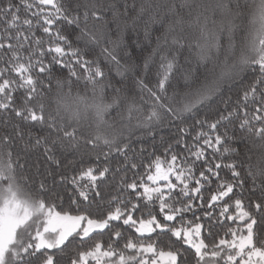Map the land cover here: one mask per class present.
Returning <instances> with one entry per match:
<instances>
[{"label": "snow or ice", "instance_id": "obj_1", "mask_svg": "<svg viewBox=\"0 0 264 264\" xmlns=\"http://www.w3.org/2000/svg\"><path fill=\"white\" fill-rule=\"evenodd\" d=\"M248 8L0 0V264H264V0ZM153 41L142 65L122 62ZM181 79L189 90L170 94ZM162 126L179 138L136 163V133L155 141ZM90 153L95 163L59 171L58 155Z\"/></svg>", "mask_w": 264, "mask_h": 264}, {"label": "trees", "instance_id": "obj_2", "mask_svg": "<svg viewBox=\"0 0 264 264\" xmlns=\"http://www.w3.org/2000/svg\"><path fill=\"white\" fill-rule=\"evenodd\" d=\"M14 2L16 3H19V0H14ZM259 3V0H248V4H249V8L246 10V11H251L252 9L255 8V6ZM24 15V12H23V9H21V16L23 17ZM159 25H154L153 26V29H156L158 28ZM39 34V33H37ZM67 34V33H65ZM154 36H159L162 34V30L161 31H154ZM113 40H115L117 38V35L114 34L112 37H111ZM142 38V37H141ZM155 47V42L153 41L150 45L149 44H144L142 45L141 48H137L136 51L133 53V56H132V59L129 61V60H125V61H122L124 63H128V64H135V65H142V58L143 57H147L150 55L151 51H152V48ZM193 67L196 68L197 65L195 63V58H193ZM202 67V66H200ZM107 71V68L105 69ZM111 76L115 77V70L113 69L112 73L110 74ZM116 80H119L120 77H115ZM202 79V78H201ZM148 82V80L146 79V83ZM155 80L154 78L152 79V83H154ZM184 81L183 79H181L179 81L178 84L175 85L174 89H170L169 92L171 94V92L173 90L175 91H178V92H181L183 93L184 91H188L189 89L185 88L184 87ZM198 85H193V87H196ZM244 87V85H237L236 86V91H239L240 89H242ZM53 92H55V89H53ZM18 94V93H17ZM111 95V91L109 90V96ZM228 95H233V93H228ZM235 98V97H233ZM207 110H203L201 111L198 115H197V119L199 118H202L205 114H206ZM186 116L188 114H185ZM115 116V112H112L110 113L109 115V119H111L112 117ZM14 119V122H17L18 123V120H16L15 118ZM185 124L187 125H194V120L192 119H186ZM163 127V131L160 132L159 135H157L156 137V140L155 141H152L150 140L147 136H142V134L140 132H137L135 137L133 138L134 140V143H133V147H135L137 149V152L139 153V149L140 147H143L146 151L145 153L141 154V158H138L135 162L140 164V163H143V164H147L149 163L151 157H150V153L152 151V148H153V145H161V140H160V137L163 136L166 140H168L169 142H171L172 140L174 139H177L179 138V133H178V130L176 127H172V128H168L167 126H162ZM180 127H183V125H180ZM9 131H11V128L9 127L8 129ZM207 130V129H205ZM4 131V129L2 127H0V134H2ZM192 135H195L194 132L190 133L189 136H185L184 139L189 143L191 144L192 143V140H191V136ZM229 135H231V132H229ZM23 142H18V145H22ZM166 146V145H163V146H159L156 148V152L157 154H161L162 151H163V147ZM71 151V149L69 150ZM83 151V150H82ZM97 151H100L99 149ZM103 151H107V149H103ZM177 151L179 153H183V147L180 146L177 148ZM32 153H35L36 155H32V159H39V160H43V155H42V149L41 150H38V149H35V148H29L27 150V154L25 153V151H20V154L22 156H25V158H28V154H32ZM131 155V154H130ZM57 158L59 159H62L63 162H64V167L59 169V171L61 172H64L65 174L67 175H71V174H74L73 173V168H76V169H79L81 167H88L90 164H93L95 163V160L93 158V154L90 153L89 155L87 156H83V159L81 161V157L80 156H72V155H67V159L65 160L63 157H60L59 155L57 156ZM69 162H71V166H69ZM140 173L142 174L143 173V168L139 169ZM18 175L22 178L24 176H27L29 178V180H35L37 183L40 179V177L38 176H35V174L33 172H30V171H25V172H22V173H18ZM128 175L131 177L133 175V173H128ZM221 176L224 177V178H229V173L227 172V170H224L221 172ZM117 179H119V177H117ZM111 182V181H110ZM216 181L213 180L212 181V185L211 187H209L208 185H205V188L202 189V192H201V195L203 196L204 200L205 201H208L209 197L214 194V192L216 191ZM25 187L28 188L29 191H31L33 193V195H38L39 193H37L35 191V187L36 185L35 184H32V185H25ZM71 189L69 188V191ZM60 195H63V191H60L59 192ZM57 195V192L56 191H53L52 193H50L49 197H45L46 199L48 198H51L53 200V202L57 203V210H61L60 207H59V202L58 201H55V196ZM67 198L65 197V200ZM64 208L71 211V209H68V206L67 204L65 203L64 205ZM197 216H200L201 213L199 211H197L196 213ZM186 219L188 220H192L193 223H195V218L189 214ZM228 226H232L230 224V222L228 224L225 225V229L228 227ZM225 229H218V231L221 233V235L223 234V231ZM219 237H217L218 239ZM101 239H105V238H101ZM57 255H59L57 253ZM62 264H66V259L62 260Z\"/></svg>", "mask_w": 264, "mask_h": 264}]
</instances>
